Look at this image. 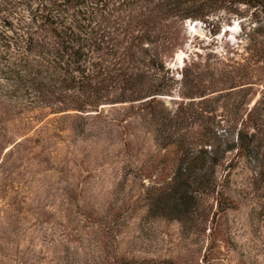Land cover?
<instances>
[{
  "label": "rangeland",
  "instance_id": "obj_1",
  "mask_svg": "<svg viewBox=\"0 0 264 264\" xmlns=\"http://www.w3.org/2000/svg\"><path fill=\"white\" fill-rule=\"evenodd\" d=\"M0 1L14 19L37 3ZM106 2L108 17L121 0ZM238 9L169 17L168 42L158 27L126 25L127 9L114 11L118 37L147 33L144 46L174 79L162 106L200 119L184 129L186 144L199 149L205 128L220 137L227 150L216 178L227 175L232 206L222 209L212 195L187 226L175 218L170 195L158 189L182 163L181 151L157 142L166 131L136 115V102L109 103L116 96L106 92L87 109L96 111L81 112L53 98L25 104L1 96L0 264H264V99L260 124L248 117L264 98V33L253 31L252 9ZM240 127L255 159L231 147Z\"/></svg>",
  "mask_w": 264,
  "mask_h": 264
},
{
  "label": "trees",
  "instance_id": "obj_2",
  "mask_svg": "<svg viewBox=\"0 0 264 264\" xmlns=\"http://www.w3.org/2000/svg\"><path fill=\"white\" fill-rule=\"evenodd\" d=\"M240 5L252 9L251 16L259 22L253 31L264 33V0H121L117 9L108 11V17L104 15L106 0H37L16 19L9 12L2 15L5 6L0 1V82L8 85L0 97H24L25 104L53 98L81 112L96 111L87 109L98 108L107 99L106 92L116 96L109 103L136 102V115L155 125L160 134L166 131L157 142L164 147L174 144L181 151L182 163L165 188L158 190L170 195L175 218L187 226L200 199L215 195L222 209L232 206L224 193L227 175L220 180L215 171L227 149H221L220 137L207 128L195 143L199 149L192 142L186 144L183 132L195 115L182 107L172 112L162 106L159 96L171 91L174 79L166 76L159 55L151 52L149 44L144 46L142 41L150 38L147 33L118 37L121 18L114 11L127 9L128 26L132 22L162 31L169 17L195 18L219 9L239 10ZM162 33L168 42L169 34ZM111 62L114 67L110 68ZM263 99L248 116L255 126L260 124ZM236 135L231 144L235 155L255 159L257 151L247 133L240 127Z\"/></svg>",
  "mask_w": 264,
  "mask_h": 264
},
{
  "label": "bare ground",
  "instance_id": "obj_3",
  "mask_svg": "<svg viewBox=\"0 0 264 264\" xmlns=\"http://www.w3.org/2000/svg\"><path fill=\"white\" fill-rule=\"evenodd\" d=\"M192 21V20H191ZM187 22H188V20H187ZM194 22V21H193ZM188 24V23H187Z\"/></svg>",
  "mask_w": 264,
  "mask_h": 264
}]
</instances>
